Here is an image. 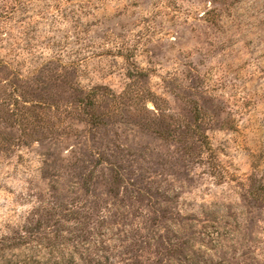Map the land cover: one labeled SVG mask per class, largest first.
I'll list each match as a JSON object with an SVG mask.
<instances>
[{
  "label": "rangeland",
  "instance_id": "obj_1",
  "mask_svg": "<svg viewBox=\"0 0 264 264\" xmlns=\"http://www.w3.org/2000/svg\"><path fill=\"white\" fill-rule=\"evenodd\" d=\"M24 235L42 264H264V0H0L6 258Z\"/></svg>",
  "mask_w": 264,
  "mask_h": 264
},
{
  "label": "trees",
  "instance_id": "obj_2",
  "mask_svg": "<svg viewBox=\"0 0 264 264\" xmlns=\"http://www.w3.org/2000/svg\"><path fill=\"white\" fill-rule=\"evenodd\" d=\"M24 236H20L17 238L18 242L16 244L17 247L25 248V251L28 250L29 253L23 252L22 255L15 257V260H9L6 258V251L9 249L8 246L5 245L6 241L4 242L3 246L0 247V262L5 264H42L39 258L42 256L43 247L39 242H35L36 244L31 245L28 247L27 239ZM9 241V240H8ZM33 243V242H32Z\"/></svg>",
  "mask_w": 264,
  "mask_h": 264
}]
</instances>
